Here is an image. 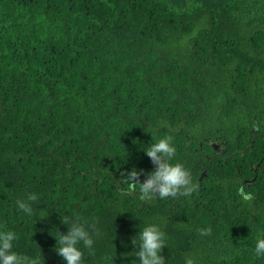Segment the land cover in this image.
<instances>
[{
    "label": "trees",
    "instance_id": "16d2710c",
    "mask_svg": "<svg viewBox=\"0 0 264 264\" xmlns=\"http://www.w3.org/2000/svg\"><path fill=\"white\" fill-rule=\"evenodd\" d=\"M165 136L195 190L145 199ZM66 216L100 232L83 264H139L150 224L165 264H264V0H0V231L66 264Z\"/></svg>",
    "mask_w": 264,
    "mask_h": 264
},
{
    "label": "clouds",
    "instance_id": "9594fccd",
    "mask_svg": "<svg viewBox=\"0 0 264 264\" xmlns=\"http://www.w3.org/2000/svg\"><path fill=\"white\" fill-rule=\"evenodd\" d=\"M172 140L171 136H165L145 151L155 168L154 171L146 174L143 182L138 180L141 173L134 168L126 174L124 183L129 184L133 190L139 184L145 199L150 198L152 194H157L161 199L176 198L178 195H191L195 190L191 172L179 162L172 163L177 151ZM38 198L37 194L28 193L24 198L17 199L16 205L21 211L31 216L33 214L32 205ZM62 221L68 225L69 230L66 234L60 232L58 239L56 238L59 247L56 245L55 251L66 261V264H83L84 252L80 245L89 249L90 254H94L93 233L99 236L100 232L95 224H90L79 216L75 218L66 216ZM201 231L205 235L211 234V228ZM138 235L139 251L136 256L139 264H165V258L161 255L166 246L165 232L158 225L150 224L144 227ZM16 239L18 236L14 231H0V264H40L39 258L20 255L13 250V242ZM132 243L137 245L135 239ZM255 253L257 256L264 255V238L257 239ZM186 264H195V262L187 259Z\"/></svg>",
    "mask_w": 264,
    "mask_h": 264
}]
</instances>
